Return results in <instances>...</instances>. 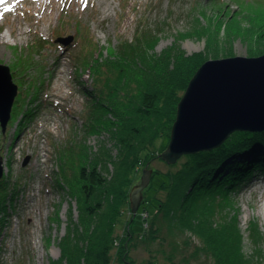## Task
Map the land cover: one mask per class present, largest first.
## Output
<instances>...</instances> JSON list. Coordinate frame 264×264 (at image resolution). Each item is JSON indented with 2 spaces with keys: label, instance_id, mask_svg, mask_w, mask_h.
<instances>
[{
  "label": "rangeland",
  "instance_id": "rangeland-1",
  "mask_svg": "<svg viewBox=\"0 0 264 264\" xmlns=\"http://www.w3.org/2000/svg\"><path fill=\"white\" fill-rule=\"evenodd\" d=\"M46 1L44 12L20 4L17 14L12 10L9 17H0V65L10 69L13 83L18 87L6 132L3 133L0 127V158L7 164L0 187L3 185L8 194L18 193L31 178L28 174L35 156L31 158L29 154L38 151L47 139L51 152L46 158L43 178L52 177L54 191L53 200L49 202H44L41 197L44 202L41 205L42 224L37 220L36 223L42 225V229H35L32 219L30 221L26 216L18 236L9 243L14 253L6 264H64L59 241L69 228H79L78 200L70 195L62 176L65 153L83 149L88 160L99 163V171L109 164L102 170L105 176L113 172L120 152L115 142L120 129L113 125L116 118L109 109L104 130L89 135L85 132L84 117L90 109L85 90L93 91L94 76L97 79L94 68H105L108 56L124 59L130 65L124 79L134 95L133 100L140 98V81L146 67L156 73L152 80L158 81L164 72L163 63L172 57L169 80L172 81L170 84L175 83L171 86L173 91L181 89L177 94H171L179 98L178 108L188 89L183 90L188 77L195 75L204 64L195 73L200 61L248 57L253 53L251 46L264 51V26L259 25L264 22V0H103L109 4L108 8L100 4L102 0ZM42 13L46 20L38 22ZM250 28L255 33L251 40ZM11 30L16 37L12 42H4L1 37ZM21 31H30L31 36L26 39L20 35ZM67 37H73L69 46L55 43L56 39ZM125 45H129L126 50L134 58L131 63L126 59ZM101 56L103 59L99 64L102 66H95L94 59ZM137 63L139 67L135 68ZM106 73L111 74L109 69ZM168 123V119L160 122L161 135L154 143L157 152L154 157L160 156V159L143 160L142 163L145 162L135 175V187L142 184L145 170L153 171L152 183L156 177L150 189L144 195L142 193L139 212L133 213L131 200L130 205L119 212L115 235L121 245L114 248L116 264L120 259L119 252L126 246H129L126 253L138 264L151 259L152 264H171L166 256L173 251V242L180 245H176L175 264H216L213 256L217 253L205 249V240L201 236L190 230L170 231L163 218L154 216L158 199L166 196L161 183L182 159L169 165L161 158L175 124L169 132ZM16 129L20 136L14 139ZM27 157L30 160L24 166ZM9 175L12 178H6ZM225 198L231 200H219L220 203L212 206L208 216H203L201 227L205 226L204 221L215 224L231 215L244 244L243 252L249 257L264 259V219L259 215L264 204V174L259 173L240 192L227 194ZM3 211L2 219L8 208ZM154 223L162 228L159 232L161 240L151 238ZM196 230L202 233L200 227Z\"/></svg>",
  "mask_w": 264,
  "mask_h": 264
},
{
  "label": "trees",
  "instance_id": "trees-1",
  "mask_svg": "<svg viewBox=\"0 0 264 264\" xmlns=\"http://www.w3.org/2000/svg\"><path fill=\"white\" fill-rule=\"evenodd\" d=\"M259 25L264 26V22ZM248 34L250 40L255 35L251 28ZM128 47L129 45H125L126 59L131 63L134 58L126 50ZM253 47L255 46L250 49L254 54H249L248 57L264 55L263 50ZM102 59V56L94 59V65L101 67L99 61L102 63ZM107 59L109 62L105 68H94L93 74L97 75V79L93 75V91L85 90L87 103L90 104V109L84 116L85 132L89 135L102 132L108 110L111 109L116 118L113 125L120 127L115 136L120 152L110 176H105L102 171L106 170L108 163L99 171V163L94 159L88 160L85 150L77 153L71 151L68 155L65 153L62 159V176L69 187L70 195L78 200L79 228H69L59 241L61 262L64 264H116L114 248L121 245L115 235L119 212L130 205L135 175L140 166L145 161L150 162L158 157L160 159V156L154 157L157 155L154 143L161 135L160 122L168 119L167 129L170 132L177 114L179 98L171 94H177V90L181 89H171L175 84H170L172 81L169 80L172 57L169 62L163 63L164 72L158 81L152 80L156 73L146 67L140 81V98L134 100V95L130 93L124 79L130 65L124 59L118 60L113 56H108ZM206 61L199 62L195 73ZM137 67L138 63L135 68ZM107 69L110 70V75H107ZM193 76L188 77L183 90L187 89ZM143 160L145 161L142 163ZM259 173L264 174V132L236 133L220 149L182 157L177 167L169 170L164 179L161 178V190L165 191L166 196L158 199L154 216L156 215V219L163 218L169 224L170 231L190 230L201 236L205 240V249L217 253L213 256L216 264H264L263 258L249 257L243 252L244 244L238 237L237 226L233 225L234 219L231 215L215 224L204 221L205 226L201 227L203 216H208L207 212L212 206L220 203L219 200H231L225 196L240 192ZM153 183L151 180L143 195ZM8 196L7 189L1 185L0 216L7 207ZM142 207L145 208L144 205ZM4 219L0 218V239ZM154 226L151 238L161 240L162 228L156 223ZM199 227L202 233L196 230ZM129 236L133 237L132 234ZM176 245L179 244L172 243L173 251L166 256L171 264H175L178 254ZM128 249L129 246H126L119 252L120 259L117 264H138L126 253ZM195 254L198 255V252ZM152 260L142 264H152Z\"/></svg>",
  "mask_w": 264,
  "mask_h": 264
},
{
  "label": "water",
  "instance_id": "water-1",
  "mask_svg": "<svg viewBox=\"0 0 264 264\" xmlns=\"http://www.w3.org/2000/svg\"><path fill=\"white\" fill-rule=\"evenodd\" d=\"M73 37L58 38L64 47ZM18 94L12 74L0 65V127L3 133L11 119ZM264 132V55L231 57L205 62L191 79L177 108L171 140L161 158L169 165L182 157L220 149L234 134ZM27 157L24 166L29 162ZM151 170L143 172L142 184L131 193V209L139 212ZM3 159L0 158V181Z\"/></svg>",
  "mask_w": 264,
  "mask_h": 264
},
{
  "label": "built area",
  "instance_id": "built-area-1",
  "mask_svg": "<svg viewBox=\"0 0 264 264\" xmlns=\"http://www.w3.org/2000/svg\"><path fill=\"white\" fill-rule=\"evenodd\" d=\"M50 146L45 139L40 149L36 152L32 151L31 155L34 157V161L31 163V167L29 170L28 176L31 178L25 185H22L20 191L23 192L19 193L18 196L15 198L13 204L10 205V201L7 203L8 213L4 217V227L2 229V237L0 239V247L1 250L3 249L2 253L0 254V264H6L11 258L12 254L14 253L12 246L9 245L11 241H14L18 236L19 228L22 226L24 222H26V216L30 219L31 224L35 229H42V225L36 223V220L42 224V209L41 205L44 202L41 200V197L44 199L46 198V194L43 192L44 186L42 183L45 180H50V192L54 195L53 186H52V177L49 175L43 178V172L45 170V163L48 154L50 153ZM44 164L41 168L34 169L33 164ZM40 178L41 181L38 179ZM41 186L43 188L41 189ZM37 198L39 200L37 203L31 201L33 198ZM53 200V197L52 199ZM26 202L24 205H21L22 202ZM38 211V212H36ZM28 219V221H29ZM33 221L35 222L33 224Z\"/></svg>",
  "mask_w": 264,
  "mask_h": 264
},
{
  "label": "bare ground",
  "instance_id": "bare-ground-1",
  "mask_svg": "<svg viewBox=\"0 0 264 264\" xmlns=\"http://www.w3.org/2000/svg\"><path fill=\"white\" fill-rule=\"evenodd\" d=\"M102 3L107 6L106 8H108L109 4H107L103 0L100 1V4H102ZM20 4L28 5L31 9H34V10L37 9V8H40L41 11L44 12L46 4H47V1L46 0H5V2L0 3V17L1 18L9 17L10 14L12 13V10L14 11L15 14H17V12H18L17 11V7ZM45 20H46V16H44V14L42 13L38 22H41V21L45 22ZM20 35L22 37H25L26 39H28L31 36L30 31H21ZM15 37L16 36H15L14 30H11V31H8L7 33H5L1 37V39L4 40V42L9 43V42H12V39L15 38ZM17 128H19V127H17ZM19 136H20L19 129H16V133L14 135V139L16 137H19ZM33 165H34V169H37V168H41L42 165H44V164L36 163V164H33ZM6 167H7V164H6V161L4 160L3 161V176L7 173ZM8 174H9V171H8ZM6 178H12V176L9 175ZM50 184H51L50 180H45V182L42 183V185L44 186L43 192L46 194V198H45L44 202L51 201V199L53 197L52 193L49 190L50 189ZM23 190L20 191L19 193L23 192ZM19 193H16V192L10 193L9 196H8L7 202L10 201V205L13 204L15 198L18 196ZM31 201H34V203H37L39 200H37V198L34 197ZM263 201H264V198H263ZM25 203L26 202L24 201V202L21 203V205H24ZM259 215L264 219V204H263L261 210L259 211Z\"/></svg>",
  "mask_w": 264,
  "mask_h": 264
},
{
  "label": "snow or ice",
  "instance_id": "snow-or-ice-1",
  "mask_svg": "<svg viewBox=\"0 0 264 264\" xmlns=\"http://www.w3.org/2000/svg\"><path fill=\"white\" fill-rule=\"evenodd\" d=\"M3 2H5V0H0V3H3ZM85 2H86V0H85Z\"/></svg>",
  "mask_w": 264,
  "mask_h": 264
}]
</instances>
